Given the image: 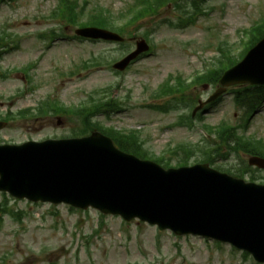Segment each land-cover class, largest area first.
I'll list each match as a JSON object with an SVG mask.
<instances>
[{"label": "rangeland", "instance_id": "1", "mask_svg": "<svg viewBox=\"0 0 264 264\" xmlns=\"http://www.w3.org/2000/svg\"><path fill=\"white\" fill-rule=\"evenodd\" d=\"M90 2H83L80 7L91 10L99 3L117 15L129 0ZM57 5L58 0H18L0 7V33L6 32L10 38L7 42L10 52L1 67L3 71H11L6 78L0 77V115L9 109L14 112L37 109L47 98L76 106L91 92L113 86L117 87L116 97L124 100L129 109L106 125L123 131L140 130L146 147L156 154L170 145L193 144L203 148L205 138L200 122L187 129L178 125L179 112L162 115L146 109L154 103L152 92L171 75L191 79L206 72L220 57V45L241 46L243 31L264 17V0H208L202 5L204 15H198L195 24L181 30L170 24L179 18L171 8L144 24L145 30H154V55L144 57L118 75L102 67L82 70L83 64L98 57H111L116 62L142 37L129 41L126 47L73 40L72 26L49 17ZM51 30L64 32L65 38L51 43L44 35ZM241 50L233 48V55L237 57ZM30 65L36 67L28 75L20 72ZM71 71L76 73L69 74ZM214 91L197 86L189 94L206 100ZM240 115L228 95L204 115L203 122L215 126L226 120L236 125ZM77 127L74 120L55 116L21 120L11 123L0 141L21 144L70 138ZM250 134L264 138V106L254 115ZM185 154L182 152L180 158ZM243 161L247 162L248 157H242ZM229 163L239 165L241 160L232 157ZM257 176L264 183V171ZM4 200L0 194V202ZM7 202L11 209L23 210L26 215L22 221L7 215L0 222V264H253L250 259H242V254L232 255L233 249L227 246L201 238H179L169 232L161 234L146 224H125L120 218L107 217L106 225L101 226L99 214L93 210L78 212L68 206L28 205L11 198ZM50 254L52 257L48 258Z\"/></svg>", "mask_w": 264, "mask_h": 264}, {"label": "water", "instance_id": "2", "mask_svg": "<svg viewBox=\"0 0 264 264\" xmlns=\"http://www.w3.org/2000/svg\"><path fill=\"white\" fill-rule=\"evenodd\" d=\"M247 61L238 68L247 74L239 81L262 83L254 74L264 67V41ZM250 163L264 168V160ZM0 177V191L20 198L138 217L178 235L230 243L264 262V186L208 165L166 172L118 152L110 140L94 134L0 148Z\"/></svg>", "mask_w": 264, "mask_h": 264}, {"label": "trees", "instance_id": "3", "mask_svg": "<svg viewBox=\"0 0 264 264\" xmlns=\"http://www.w3.org/2000/svg\"><path fill=\"white\" fill-rule=\"evenodd\" d=\"M13 0H0V4L2 3H6V2H10ZM169 1L171 0H138L136 1V3L142 4L143 6L141 8H137V5L134 6V8L132 9V12H136V17L135 19L137 21L142 20L143 18L154 14V13H158L162 8L166 7L167 4L169 3ZM257 34L260 35L259 38H254L251 42H250V46H253L262 36H264V30H262L261 32L257 31ZM254 37V36H252ZM8 39L5 37V35H0V48H4L3 44L5 43V41H7ZM184 87H174V88H170L169 91L165 90L162 94H160V96L162 95H172L175 94L176 92H184ZM83 119V124L84 127L86 129H90L92 124L90 121V118L87 115H84L81 117ZM229 137L226 138L227 144H229L231 146V143L229 140H234L235 142V147H234V151L235 150H243L246 153H249L251 155H258V152H262V149H258L256 148V146L252 145L250 142H246L243 141L242 139L238 138L236 135H230V132L228 133ZM114 141L118 144V146L126 151V152H130L133 153L137 156H140L142 158H145L146 153H144L141 149V147L138 145V142L136 140L130 141L128 139H123L121 138L119 135L114 134L113 136ZM252 145V146H250ZM159 163H162V161H158ZM207 162H211L212 161L210 159L207 160ZM240 174L243 175V170H240ZM239 177V176H238ZM241 177V176H240Z\"/></svg>", "mask_w": 264, "mask_h": 264}]
</instances>
